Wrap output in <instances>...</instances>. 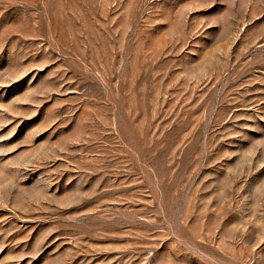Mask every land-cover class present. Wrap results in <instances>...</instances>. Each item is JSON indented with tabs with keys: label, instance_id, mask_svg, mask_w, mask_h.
<instances>
[{
	"label": "rangeland",
	"instance_id": "obj_1",
	"mask_svg": "<svg viewBox=\"0 0 264 264\" xmlns=\"http://www.w3.org/2000/svg\"><path fill=\"white\" fill-rule=\"evenodd\" d=\"M0 264H264V0H0Z\"/></svg>",
	"mask_w": 264,
	"mask_h": 264
}]
</instances>
